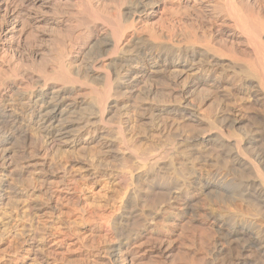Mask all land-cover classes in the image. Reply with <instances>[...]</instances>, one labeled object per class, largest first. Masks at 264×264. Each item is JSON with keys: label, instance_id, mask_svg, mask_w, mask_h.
I'll return each instance as SVG.
<instances>
[{"label": "bare ground", "instance_id": "bare-ground-1", "mask_svg": "<svg viewBox=\"0 0 264 264\" xmlns=\"http://www.w3.org/2000/svg\"><path fill=\"white\" fill-rule=\"evenodd\" d=\"M151 116V147L129 144L127 132L133 139ZM115 147L133 162L115 216L93 213L90 236L109 244L102 264L170 259L173 245L155 236L177 231L196 197L217 234L208 264L231 249L264 264V0H0L6 264H39L38 236L45 264H69L50 261L48 235L33 229L35 192L55 197L72 184L46 168L96 170L117 160ZM139 215L146 224L130 228ZM181 255L177 263L195 264Z\"/></svg>", "mask_w": 264, "mask_h": 264}, {"label": "rangeland", "instance_id": "rangeland-1", "mask_svg": "<svg viewBox=\"0 0 264 264\" xmlns=\"http://www.w3.org/2000/svg\"><path fill=\"white\" fill-rule=\"evenodd\" d=\"M140 123L141 126L136 132L138 135L136 134L137 136L135 135V138L132 139L127 132L126 138L129 144L148 149V147H151V142L148 141L146 136V128L154 126L156 120L151 116L142 119ZM79 148L81 146H78L76 150H69L72 160H81L80 157L84 152L82 148ZM114 151L113 155L118 156L117 160L107 159L106 162H103L105 166L102 164V167H98L99 170L97 168L94 170L88 165L75 164L74 161L70 165L62 164L60 167L52 166L45 169V176L49 180L57 182L58 177L66 176L72 181L68 188H63L61 192L56 193L57 197H41L37 191L35 192L32 225L34 231L44 228L46 236L48 235L51 254L48 259L50 261L64 259L69 264L103 263L101 257L106 252L109 244L103 234L92 233L93 238L90 236L94 227L92 217L94 214H104L106 217L112 218L115 216L114 207L118 203L119 190L127 183V177L123 171L133 162L132 158L126 153H119L117 147L114 148ZM48 154L50 156L55 155L56 148L49 145ZM120 159L122 160L119 161ZM39 171L36 167L34 170L35 176H39ZM144 195H149L148 188L144 189ZM148 206L147 203H144L141 210H146L145 208H148ZM43 208L44 210H42ZM206 212L211 213L206 210L203 199L201 197L193 198L188 213L179 224L181 230L178 228L173 233H162L161 235L158 233L157 237L155 236L156 239H163L164 245H173L171 258L163 259L161 264H179L177 258L182 256V253H186L188 257L192 258L195 264H208V251L217 234H215V229L204 220L206 218L203 215ZM145 219L146 217L144 218L141 215L136 216L129 223V227H142L146 224ZM90 239H92V242ZM187 247L188 250H186ZM32 249L34 252L31 257H37L39 264H45L40 255L41 243L39 236L36 238V244L33 242ZM237 252L233 249L228 250L221 257L222 264H242L244 261H246V264H250L252 255L248 254L240 257ZM11 258L12 254L9 253L7 246L0 244V264L8 263ZM29 260L30 258L24 261L23 264H28ZM54 264L58 263L55 262Z\"/></svg>", "mask_w": 264, "mask_h": 264}]
</instances>
